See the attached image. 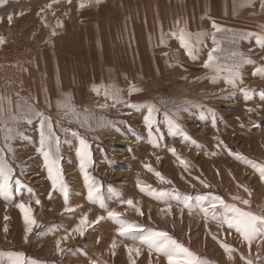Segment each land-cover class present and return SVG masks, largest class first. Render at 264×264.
I'll use <instances>...</instances> for the list:
<instances>
[{
  "label": "rangeland",
  "instance_id": "374dc122",
  "mask_svg": "<svg viewBox=\"0 0 264 264\" xmlns=\"http://www.w3.org/2000/svg\"><path fill=\"white\" fill-rule=\"evenodd\" d=\"M261 3L0 0V159L12 169L8 192L0 195V264L17 258L22 264H169L155 248L121 237L120 225L107 218L85 226L83 236L72 231L81 217L95 221L112 210L138 225L137 235L165 232L206 264H264V235L249 246L234 228L200 211L202 202L206 207L220 197L264 216ZM182 29L191 34V56L181 47ZM45 117L51 136L46 126L43 150L56 160L67 204L59 187L53 190L41 151ZM81 139L91 158L84 168ZM89 185L95 203L87 198ZM129 199L134 206L122 203ZM21 203L35 224L25 223ZM226 211L219 204L215 210ZM222 242L235 250L232 260ZM128 248L139 254L130 259ZM187 259L176 256L174 264Z\"/></svg>",
  "mask_w": 264,
  "mask_h": 264
},
{
  "label": "snow or ice",
  "instance_id": "6c2138e0",
  "mask_svg": "<svg viewBox=\"0 0 264 264\" xmlns=\"http://www.w3.org/2000/svg\"><path fill=\"white\" fill-rule=\"evenodd\" d=\"M55 2V0H53ZM71 2V0H69ZM96 3H99L100 0H95ZM84 5L81 4L80 7H83ZM48 7H51V4L48 5ZM261 7H264V0H262ZM43 11V9H41ZM9 22H11V16L9 17ZM62 26V25H58ZM213 27H217L215 24H213ZM219 31L220 29L217 28ZM55 35V33H53ZM0 43H3V40L0 39ZM180 44L181 47L186 50V54L189 56L192 55V41H191V34L186 32L185 30L180 31ZM264 46V45H262ZM241 56V60H243L242 54L238 53H233V56ZM212 60L213 57L212 55H209L208 57V62L205 63V67L209 68L212 67ZM259 74L261 76H264V68H260L258 70ZM230 83H233V86H235L233 81H230ZM264 99V95L261 97ZM113 99H117L118 97L113 94ZM57 107H63L68 111H71L73 115H75V111L73 109L69 108V105L67 103L60 104L59 102L57 103ZM101 108L107 107V105H101ZM2 107H0V111H2ZM154 109L150 108L149 109V116H146L145 119L146 121H149L151 112ZM170 125L173 127H178V125H175L171 120L169 121ZM47 126L49 137L51 136V121L49 118L45 117L41 121V151L44 156V159L48 165V173L49 177L52 180V185H53V190H56L57 186L59 187L60 191L62 192L65 200V204L68 202V190L66 185L63 182V177L62 174L57 166L56 160L52 158L50 153L48 151L43 150V146L46 143V137H45V127ZM213 126H215V121H213ZM9 132L12 131L11 129L8 130ZM73 135H76V133H73ZM80 150L78 152V155L80 156L81 160V167L84 168L86 164L91 163V158H90V153L88 151V145L87 143L81 139L80 140ZM154 146H158L155 145ZM173 154H175V149H169ZM237 159H240L239 156L236 157ZM159 159V158H158ZM181 164L185 167V169L188 167V165L181 160ZM146 168H148L149 171H154L149 165H145ZM12 172V169L8 167L2 159H0V177H2V182H0V195H6L8 192L9 188V179H10V174ZM260 179L264 181V167L260 168ZM154 174L159 178V180L162 183H171V181L166 180L165 177L161 175L159 172H154ZM205 187H208V185H205ZM143 191V189H141ZM245 191H248L247 188H245ZM94 189L92 188L91 185H89V191H88V200L89 202L95 203L96 200L93 195ZM52 194L51 192L49 193V199H51ZM233 199H239V197H234ZM37 204L40 203L39 200L36 201ZM122 203H126L129 206H134L133 201L131 199L127 201H122ZM244 204H248L249 202L247 200L242 201ZM223 206L227 211L223 215H216L215 210L217 209V205ZM21 211L24 213V220L26 224H35V220L31 219L29 216L30 209H26L25 206L21 203L17 205ZM100 206L102 208H105L106 206L104 205L103 202H101ZM185 207L191 208V205L185 203ZM65 212H73L74 209L70 207H65L64 209ZM139 211V210H138ZM169 211H170V206H169ZM200 211L204 213L205 217L211 216L213 219L217 220L221 226L227 225L228 229H235L236 232H238L243 239L251 246V244L257 240L258 236L264 235V233H261V228L258 227V222L261 225H264V216H256L251 212H245L242 211L241 209L235 207L234 205H226L225 202L220 198V197H215L213 200L208 201L207 206L205 207L203 202L200 205ZM139 214H143L142 212ZM121 214L112 210V211H107V217H97L95 221H88L87 220V215L83 216L80 218V223L77 225L72 231L78 232L81 236L84 235V231L86 230L85 226H91L96 223H99L100 220L103 219H109L112 220L113 222L117 223L120 225L118 228V233L121 237H127L131 239H139L141 243L147 244L150 249L155 248L157 252L163 253L165 256L168 258L169 264H174V257L183 255L188 257L186 260L185 264H206L205 261H203L201 258L194 256L193 253H191L187 248H184L182 245L178 244L175 240H173L171 237L168 236L167 233L165 232H155V231H150L147 234H140L137 235V233L141 232V229L138 225H135L133 223H128L124 221L123 219L120 218ZM31 227H29L26 230V235H25V241H27V233L31 232ZM68 236L66 235L63 237L64 240H66ZM213 239H216V237H213ZM160 241V242H158ZM60 240L56 241V246L58 251H62L60 248ZM112 247L115 248L116 244L115 241H113ZM221 247L224 248L225 252L227 253V257L229 260H232V252L235 250L231 248L230 245L226 243H221ZM136 252L137 255L139 254V249H133V248H128L129 252V258L131 259V253ZM243 259V257H242ZM9 264H22V261L17 259H12L9 261ZM134 264V261H133ZM246 264H252L251 260H247Z\"/></svg>",
  "mask_w": 264,
  "mask_h": 264
}]
</instances>
